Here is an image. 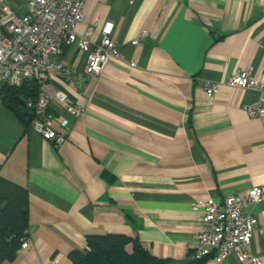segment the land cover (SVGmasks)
<instances>
[{
    "label": "crops",
    "instance_id": "obj_1",
    "mask_svg": "<svg viewBox=\"0 0 264 264\" xmlns=\"http://www.w3.org/2000/svg\"><path fill=\"white\" fill-rule=\"evenodd\" d=\"M26 2L0 0V8L24 14ZM108 22L121 59L90 76L74 44L62 55L71 77L50 72L62 147L27 127L0 94V176L29 191L31 240L5 264H73L70 253L86 250L89 235L111 233L137 238L164 264H198L204 208L193 203L264 184V116L247 111L264 103V91L205 90L246 68L264 79V0H87L76 32L97 41ZM59 90L79 114L56 98ZM247 211L264 230V201ZM251 250L264 264V231ZM206 264L243 263L231 254Z\"/></svg>",
    "mask_w": 264,
    "mask_h": 264
},
{
    "label": "built area",
    "instance_id": "obj_2",
    "mask_svg": "<svg viewBox=\"0 0 264 264\" xmlns=\"http://www.w3.org/2000/svg\"><path fill=\"white\" fill-rule=\"evenodd\" d=\"M87 0H27L24 14L18 13L8 4L0 8V89L4 86L21 87L26 80L39 85L36 99L26 102L28 111L34 117L32 127L45 140L52 141L60 148L67 141L65 133L54 127L55 115L51 110L52 97L47 92L51 71L71 77L62 60L64 49L76 44L86 55L84 72L94 76L103 72L110 60L121 59L119 43L114 38V23L108 22L103 30V38L91 39V32L80 36L76 32L84 20ZM148 36L143 31L133 40L140 44ZM136 67V62H130ZM264 91V79L254 76L250 68L240 70L226 81H208L205 90L213 97L220 91V85ZM56 98L68 106L73 114L82 108L64 90L56 92ZM251 117L264 116V103L247 106ZM264 201V184L254 186L245 194L230 195L222 202L213 198L196 200L194 208L202 206V231L194 250V258L214 255L221 262L231 254H236L239 262L262 264L263 260L252 252L251 245L259 228V218L247 209L250 205ZM29 237L23 239L21 250L30 247ZM53 260L49 264H56Z\"/></svg>",
    "mask_w": 264,
    "mask_h": 264
},
{
    "label": "trees",
    "instance_id": "obj_3",
    "mask_svg": "<svg viewBox=\"0 0 264 264\" xmlns=\"http://www.w3.org/2000/svg\"><path fill=\"white\" fill-rule=\"evenodd\" d=\"M3 103L11 108L27 109L26 102L36 99L39 85L26 80L21 87L0 89ZM29 237V191L0 176V264L15 260L23 239ZM132 244V251L127 246ZM73 264H164L137 238L126 234L89 235L84 251L70 253ZM208 257L194 259L206 264Z\"/></svg>",
    "mask_w": 264,
    "mask_h": 264
},
{
    "label": "water",
    "instance_id": "obj_4",
    "mask_svg": "<svg viewBox=\"0 0 264 264\" xmlns=\"http://www.w3.org/2000/svg\"><path fill=\"white\" fill-rule=\"evenodd\" d=\"M13 110L16 112V114L23 120L25 125L27 127L31 126L32 120H33V113L30 111H26L21 108H13Z\"/></svg>",
    "mask_w": 264,
    "mask_h": 264
}]
</instances>
